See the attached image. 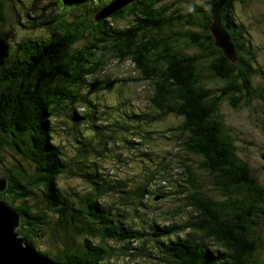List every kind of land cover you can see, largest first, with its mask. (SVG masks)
I'll use <instances>...</instances> for the list:
<instances>
[{
  "label": "trees",
  "instance_id": "16d2710c",
  "mask_svg": "<svg viewBox=\"0 0 264 264\" xmlns=\"http://www.w3.org/2000/svg\"><path fill=\"white\" fill-rule=\"evenodd\" d=\"M11 1L17 0H0V23ZM113 1L48 0L56 15L43 12L29 27L51 28L49 36L0 45V162L1 152L15 161L2 169L8 186L0 203L20 214L17 231L27 245L64 264H117L120 254L159 264H264V185L238 155L220 112L225 99L234 106L264 99V86L253 81L259 70L247 29L234 9L252 0L223 7L237 63L210 32L214 0L192 2L187 12L184 0H132L98 18ZM123 20L130 21L119 26ZM112 59L130 60L150 85L147 108L135 109L125 97L105 105L92 96L98 82L88 77ZM207 77L223 84L216 91ZM170 114L182 121L157 128ZM158 138L180 144L186 155L159 156L152 146ZM111 156L134 164L108 168L103 161ZM64 176L78 178L82 188L63 189ZM164 195L179 201L162 215L168 224L146 204ZM45 239L48 250L36 245Z\"/></svg>",
  "mask_w": 264,
  "mask_h": 264
},
{
  "label": "rangeland",
  "instance_id": "374dc122",
  "mask_svg": "<svg viewBox=\"0 0 264 264\" xmlns=\"http://www.w3.org/2000/svg\"><path fill=\"white\" fill-rule=\"evenodd\" d=\"M20 0L11 1V5L3 9V15L7 19L0 23V45L21 41L25 36H31L38 38L40 36H49L52 33L51 28L46 26L39 27L37 29L31 30L29 25L34 21H40V14L43 12H48L50 17L56 15V7L49 5L48 0ZM167 1V0H166ZM204 0H184L183 1V12H187L192 8V2L201 3ZM131 2V1H130ZM18 9V10H17ZM235 15L238 21L242 22L247 29V38H249L252 47V54L255 55L256 60L253 65L259 70L254 76L253 81L255 87L264 86V0H252L245 4L236 3L235 5ZM130 20H123L118 23L119 26H125ZM187 24L182 25V31H187ZM36 30V32H34ZM187 39V38H186ZM82 42L75 44L76 46H81ZM186 51L188 53H195V49H190ZM203 65V63H202ZM205 65H208L207 63ZM203 65V66H205ZM206 74V73H205ZM139 71L135 69L133 63L130 60H126L123 63L118 62L116 59L109 61V65L106 69L98 74H93L88 77L89 81L98 82L94 86L91 94L93 97H99V101H103L104 104H114L117 100H123L124 97L130 100L134 104L135 109H144L149 105L148 96L151 92V87L147 82L140 81ZM105 81H113V89L102 88L101 86ZM223 83L217 77L206 78V85L217 91L218 87ZM100 87H99V86ZM98 86L97 91L95 90ZM254 87V88H255ZM218 93V92H217ZM231 99H225L220 103V112L223 114L225 124L230 128V133L234 138V144L237 146L238 155L248 161L253 168L255 176L264 185V99L252 97L251 103L245 102V100L239 101V103L234 106L231 103ZM182 118L177 117L173 114L167 116V118L160 124L156 125L157 128L161 130H166L169 126L173 124H179ZM170 135L168 132L165 133ZM66 139V144L71 143L65 133L61 135ZM62 139V138H61ZM63 139V141H64ZM161 143V144H158ZM153 149L155 148L159 152V156L164 155L168 150L173 153L174 158L182 159V156L186 155L182 146L176 144L174 141L169 142L166 139H156L152 141ZM125 151V150H124ZM127 151V150H126ZM178 154L176 155V153ZM2 153V162H0V176H3L2 169L4 164L14 161V158L7 152ZM181 155L180 157L178 155ZM140 158V156H136ZM13 159V160H12ZM192 164H197L200 158H194ZM15 162V161H14ZM23 162V161H21ZM103 163L108 168H129L128 166L133 165L134 162L128 163L125 166V162H120L116 158L108 157L105 158ZM119 164V165H118ZM155 165V163H154ZM172 166L174 164L172 163ZM173 172H178L180 168L174 167ZM119 172V169L118 171ZM179 176V175H178ZM204 186L207 188L213 187V185L203 176ZM163 183V182H162ZM8 184V183H7ZM58 184L63 189L68 191H74L82 188L84 184L78 178L64 176L59 178ZM168 190V186L163 187ZM206 188V187H205ZM179 201L173 200L169 195H164V197L154 200L152 198L148 199L146 203L148 205L147 211L155 212L158 215V220L160 224H168L169 219H163V214L168 213L169 210L176 208ZM260 233L262 236V256L264 258V224L261 226ZM82 238H79L80 241ZM98 242L99 237L94 238ZM109 245L116 246L119 249L121 244L108 239ZM37 247L43 250H48L47 240L37 242ZM48 248V249H47ZM117 249V250H119ZM121 250V249H120ZM135 250H132L134 252ZM117 264H159L155 259L145 257L143 255L137 254L130 256L129 258L120 257L116 259Z\"/></svg>",
  "mask_w": 264,
  "mask_h": 264
},
{
  "label": "water",
  "instance_id": "95a60500",
  "mask_svg": "<svg viewBox=\"0 0 264 264\" xmlns=\"http://www.w3.org/2000/svg\"><path fill=\"white\" fill-rule=\"evenodd\" d=\"M132 0H115L100 12L98 18H103L115 12ZM227 0H214L211 4L210 32L214 42L224 55L232 62H238L237 49L230 31L222 21L223 7ZM8 180L0 176V192L8 186ZM20 214L10 207L0 203V264H64L38 252L27 245L17 231L20 225Z\"/></svg>",
  "mask_w": 264,
  "mask_h": 264
}]
</instances>
